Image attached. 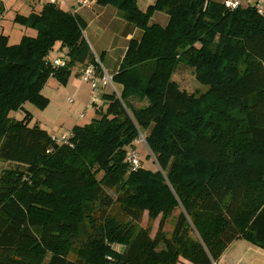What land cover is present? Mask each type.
I'll use <instances>...</instances> for the list:
<instances>
[{"label":"trees","instance_id":"1","mask_svg":"<svg viewBox=\"0 0 264 264\" xmlns=\"http://www.w3.org/2000/svg\"><path fill=\"white\" fill-rule=\"evenodd\" d=\"M94 1L142 37L113 77L120 97L104 91L64 144L31 125V113L12 114L27 103L45 110L51 78L67 86L94 62L86 22L48 2L14 19L36 36L12 45L0 34V160L24 169L0 179V264H215L239 240L264 250V18L252 5L207 0H153L145 11L137 0ZM155 13L169 17L165 27L151 24ZM55 48L66 67L53 65ZM180 65L208 90L181 89ZM142 132L157 171L126 162ZM145 214L160 219L155 237L140 227Z\"/></svg>","mask_w":264,"mask_h":264},{"label":"rangeland","instance_id":"2","mask_svg":"<svg viewBox=\"0 0 264 264\" xmlns=\"http://www.w3.org/2000/svg\"><path fill=\"white\" fill-rule=\"evenodd\" d=\"M45 1L46 0H2L5 12L0 18V34L8 36L10 44L12 45L18 44L24 36H36L37 32L35 30L16 23L14 19L17 15L28 16L31 13H37V11L42 8ZM149 1L150 0H139L138 5L143 9L150 2V4H152V1ZM225 1L226 0H224V2ZM88 3L87 5L89 7L77 5L76 7L70 8V11L73 13L78 12L79 15L89 17L91 19L96 18L98 14L103 12L98 20L90 26V29L85 30L84 37L86 40L90 39L91 42H93V38H96V43H93L95 50H97L98 47L106 45L118 46L120 49L117 50L114 57L115 61L113 62V64L117 67L119 64L118 54L122 52V48H125L128 42L126 40L127 33H124V19L119 15L117 9L113 6L100 7L94 0L91 4L90 1H88ZM114 12H116V14ZM59 55L60 53L57 52V48H55V50L51 53L52 58ZM117 58L118 61H116ZM78 70H80V68L74 71ZM73 79L74 80L71 82V85L66 88L65 86L59 84L57 80L51 78L45 86L43 93L44 96L50 100L48 107L45 110H39L34 105L27 103L24 106V110L13 113L12 117L16 120H22L25 112L31 113L33 116L31 125L34 126L37 124V126H40L49 134H55L58 136H61L65 132H70L77 124H86L91 122L93 116L95 115V107L90 103V87L81 79ZM174 80L180 85L181 89L187 91L188 93L200 94L208 90L207 87L202 86L197 82L193 70L184 65L179 66L176 74L174 75ZM70 99H72L73 102H70ZM98 104L102 105V101H99ZM144 104H146V102H143L142 104L141 102L134 101L133 107L139 108ZM82 113L85 115L83 119L80 118V114ZM143 134L146 136L148 132ZM135 150L138 157L141 158V163L144 169L150 171L158 170L156 160L145 144L137 145ZM17 170L22 171L24 169L14 163L0 160V179L7 171ZM109 194L114 196V192L112 191H109ZM178 213L179 211H176L168 218L162 237H170V233L173 231L175 225L176 214ZM159 222L160 219H157L154 222L148 221L147 214H145L140 227H151V236L155 237L158 232ZM249 244V242L244 240L241 241V243L236 242L232 244L228 247L227 251L225 250L226 252L223 253L224 255L221 256L222 260L220 258L215 264H232L229 260L231 258H234L233 264H264L263 257H260L257 253H255L258 251V253L262 254V251L264 252V250L253 244H250L252 246L248 248ZM118 250H120L119 247Z\"/></svg>","mask_w":264,"mask_h":264},{"label":"built area","instance_id":"3","mask_svg":"<svg viewBox=\"0 0 264 264\" xmlns=\"http://www.w3.org/2000/svg\"><path fill=\"white\" fill-rule=\"evenodd\" d=\"M88 1L90 0H78V3H81L82 7H86L89 5ZM153 1V0H150ZM51 5H54L59 8H67L70 10L71 2L70 0H48ZM88 3V5H87ZM224 5L227 9L237 10L242 7L254 6L257 10L258 14L264 18V0H226ZM90 6V5H89ZM88 6V7H89ZM94 54V53H93ZM52 63L55 67H66L67 60L62 58H53ZM79 78L89 85L90 87V103L96 108H99L98 102L102 99V94L104 91L110 89L112 90L118 97H120L121 93L116 88V83L113 80V76L110 75L104 68L100 57L94 54V62L85 64L80 67ZM70 102H73L70 99ZM85 115L80 114V118L83 119ZM70 134L65 132L61 136L52 135V140L59 143L64 144L68 141ZM137 144H146V136L143 133H140L139 138L137 140ZM126 162L129 164L132 172H136L138 170L143 169L140 158L138 157L136 151L128 150ZM118 247L120 250H118ZM114 250L120 254L125 251V247L121 245L113 246ZM108 264H119L114 262L112 257H108Z\"/></svg>","mask_w":264,"mask_h":264},{"label":"crops","instance_id":"4","mask_svg":"<svg viewBox=\"0 0 264 264\" xmlns=\"http://www.w3.org/2000/svg\"><path fill=\"white\" fill-rule=\"evenodd\" d=\"M137 1H139V0H137ZM207 1H213V2H219V3H224V0H222V2H221V0H207ZM150 2V1H149ZM48 3V0H46L45 2H44V4H47ZM151 3V2H150ZM148 4V5H146L145 6V8H140L142 11H145L146 9H147V7L148 6H150L151 4ZM43 4V5H44ZM99 6V5H98ZM101 7V6H100ZM108 7V6H107ZM42 8H43V6H42ZM42 8L40 9V10H38L37 11V13H39L41 10H42ZM88 8V7H87ZM117 12V11H116ZM116 12H114L115 14H116ZM78 16H80L85 22H86V24H87V28H86V30H88V29H90V26L91 25H93L94 23H95V21L96 20H98V18L102 15V13L101 14H98L97 15V17L96 18H94V19H91V18H89V17H85V16H82V15H79L78 14V12H75ZM118 14V13H117ZM114 18H115V16H114ZM113 18V19H114ZM168 21H169V17L167 16V15H165V14H162V13H155L154 14V16L152 17V19H151V24H158V25H160V26H162V27H165L167 24H168ZM124 33H127V38H126V40L128 41L127 42V45L125 46V48H122V52L120 53V54H118V57H119V64L117 65V67H116V65H114L113 64V62L115 61L114 60V57H115V55H116V52H117V50L118 49H120L118 46H112V45H106V46H101V47H98L97 48V50H95V48H94V44L93 43H96V38H93V42H91L90 41V39H88L87 41H88V43H89V45H90V47H91V49H92V51H93V53L95 54V55H97V56H99L100 57V60H101V62H102V64H103V66H104V68H105V70L108 72V73H110L113 77H114V75H116L117 73H118V71H119V69H120V64H121V62H122V60H123V58H124V56H125V54H126V51H127V48H128V44H129V42H130V40L131 39H136V40H140L141 39V37H142V32L139 30V29H137L136 27H134L133 25H130V24H128L125 20H124ZM88 38V37H87ZM52 57V56H51ZM116 61H118V58H117V60ZM106 64V65H105ZM78 68H80V67H76L75 68V70L76 69H78ZM81 69V68H80ZM110 71V72H109ZM79 72H80V70H78L77 71V73H76V71H75V73H73L72 74V76H71V78H70V80H69V83H68V85L67 86H65L66 88L67 87H69L70 85H71V82L74 80L73 78H77V79H80L79 78ZM116 88H117V90L119 91V93H122V91H123V87L120 85V84H117L116 83ZM107 92H109V91H107ZM43 93H44V90H43ZM110 93V92H109ZM204 93V92H203ZM95 114V113H94ZM95 117V115L93 116V118ZM51 135H53V134H51ZM241 241H243V240H239V241H236V242H239V243H241ZM236 242H234V243H236ZM234 243H232V244H234ZM231 244V245H232ZM242 244H246V243H242ZM241 244V245H242ZM230 245V246H231ZM229 246V247H230ZM249 247L248 248H250V246H252V245H248ZM228 250V248L226 249V251ZM225 251V252H226ZM224 252V253H225ZM255 253H257L260 257H263V260H264V252L262 251V254L261 253H258V251L257 252H255ZM224 255V254H223ZM222 255V256H223ZM221 260H222V257H221ZM230 261H231V263L233 264V262H234V258H231V259H229ZM181 264H188L186 261H183Z\"/></svg>","mask_w":264,"mask_h":264}]
</instances>
